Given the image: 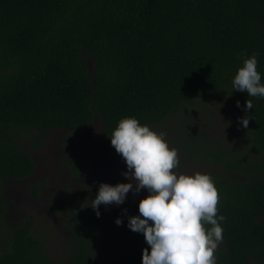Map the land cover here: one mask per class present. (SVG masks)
Returning <instances> with one entry per match:
<instances>
[{
    "label": "trees",
    "instance_id": "trees-1",
    "mask_svg": "<svg viewBox=\"0 0 264 264\" xmlns=\"http://www.w3.org/2000/svg\"><path fill=\"white\" fill-rule=\"evenodd\" d=\"M245 52H259L264 83V0H0V264H53L32 218L7 229L4 180L36 169L24 133L68 130L63 144L81 177L96 121L108 136L126 116L154 127L193 114L206 94L228 110L253 104L236 138L242 149L230 152L231 138L206 133L203 122L183 147L228 171L212 175L217 215L226 217L217 264L264 263V153L252 159L264 152V97L232 87ZM88 196L72 199L70 250L59 264H142L150 246L130 229L101 254L106 215L97 217Z\"/></svg>",
    "mask_w": 264,
    "mask_h": 264
},
{
    "label": "rangeland",
    "instance_id": "rangeland-1",
    "mask_svg": "<svg viewBox=\"0 0 264 264\" xmlns=\"http://www.w3.org/2000/svg\"><path fill=\"white\" fill-rule=\"evenodd\" d=\"M198 102V105L192 109L193 114H186L178 119L170 118L162 125L152 128L167 133V141L178 152L179 171L188 173L200 171L214 176L228 173L226 168L216 162L212 156L205 157L203 151H198L193 158L184 152L183 147L187 149L186 145L191 141L188 135L190 133L191 136L193 135L191 130L194 123L203 122L206 133L211 135L217 133L220 138L221 135L231 138L235 146H227L230 152L234 148L242 149V145L238 144L236 138H242V133L246 130L240 123V118L244 116V106L240 105L239 109L228 110L227 105L224 106L212 94H206ZM67 131L65 129L53 130L46 136H42V132L36 130L24 133L22 135L23 147L33 152L36 169L32 177L25 181L10 178L4 180L7 199V215L5 216L8 223L7 229L12 230L23 220L32 218L35 222L34 234L42 238L53 264H59L61 258L66 257L70 250L71 216L67 212L73 206L72 199L88 193L89 201L93 202L101 182L113 185L128 182L127 177L123 175L128 170L127 165L111 145L110 136L105 135L103 123L96 121L94 124V142L88 160L83 165L81 177L74 173V167L71 164L74 159L72 151H69L63 144ZM205 136L207 138L206 134ZM181 137L186 141L182 142ZM38 139L41 142L40 147H37L34 142ZM263 153L254 154L252 159L262 158ZM36 184L40 186V194L35 196L30 190L31 186ZM148 194L147 189L139 193L133 189L130 190L122 205H100V209L104 210L106 215L101 247L103 256L109 252V243L129 230L128 217L137 215L140 200ZM117 217L123 219V224L118 226L115 223ZM251 264L264 263L251 261Z\"/></svg>",
    "mask_w": 264,
    "mask_h": 264
},
{
    "label": "clouds",
    "instance_id": "clouds-1",
    "mask_svg": "<svg viewBox=\"0 0 264 264\" xmlns=\"http://www.w3.org/2000/svg\"><path fill=\"white\" fill-rule=\"evenodd\" d=\"M244 55L232 87L249 97H264L257 68L259 52ZM251 109L253 104L248 99L244 110ZM249 116L240 118L244 128ZM109 136L127 165L123 175L128 182L100 183L90 204L97 217L101 215L100 205H122L130 190L139 193L147 189L149 194L139 202V214L129 216L127 225L143 233L150 246V251L143 250L142 264H217L215 251L223 241L221 222L226 217L217 215L220 196L212 175L179 171L178 152L167 141V133L141 124L135 116L121 118ZM115 223L119 226L123 219L117 217Z\"/></svg>",
    "mask_w": 264,
    "mask_h": 264
}]
</instances>
